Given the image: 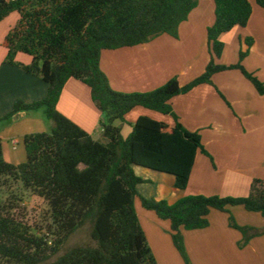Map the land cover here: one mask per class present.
<instances>
[{
  "label": "trees",
  "instance_id": "16d2710c",
  "mask_svg": "<svg viewBox=\"0 0 264 264\" xmlns=\"http://www.w3.org/2000/svg\"><path fill=\"white\" fill-rule=\"evenodd\" d=\"M199 0H0V21L17 11L20 18L7 33L6 63L41 77L47 84L45 98L32 102L17 99L13 109L0 118L9 120L24 111L44 108L52 120L51 131L24 136L27 160L13 164L3 156L0 137V187L6 180L20 182L44 198L50 207L48 233L32 231L24 207L15 195L0 202V264H158L140 222L136 201L171 223L175 247L186 264H192L183 230L209 226L211 210L230 213V225L243 233L240 246L264 233V228L241 226L230 208L243 206L264 216V180L256 178L248 196L187 195L175 203L147 198L138 185L151 182L139 176L135 166L172 174L175 186L188 187L197 154L212 155L199 131L187 129L170 100L203 83L215 73L240 70L264 95V81L243 64L253 45L244 38L236 64L221 65L215 59L224 51L223 33L246 26L253 4L264 0H214L215 21L208 27L212 55L205 72L188 84L177 77L148 92L114 90L101 68V53L147 43L169 34L179 37V26L188 20ZM19 53L32 57L29 64L17 60ZM216 56V57H215ZM71 78L90 87L102 117L93 136L57 109L61 93ZM143 106L171 114L175 124L140 116L124 137L116 121ZM90 227L91 241L61 247L79 230Z\"/></svg>",
  "mask_w": 264,
  "mask_h": 264
},
{
  "label": "crops",
  "instance_id": "0c3cea01",
  "mask_svg": "<svg viewBox=\"0 0 264 264\" xmlns=\"http://www.w3.org/2000/svg\"><path fill=\"white\" fill-rule=\"evenodd\" d=\"M214 0H199L188 20L179 26V37L163 34L136 46L106 49L101 53V68L111 87L120 92L152 91L177 77L181 85L202 75L212 55L208 27L215 21ZM20 18L17 11L0 21V118L9 113L17 99L37 101L47 95L48 84L39 76L6 63L4 40ZM233 33L232 35H230ZM253 38L245 67L264 81V8L253 4L246 26H236L223 33L220 39ZM238 52L239 45L225 43L218 59L229 64L228 48ZM241 49V45H240ZM237 59V58H236ZM17 60L29 64L32 57L19 53ZM181 123L191 131H199L205 148L213 157L197 154L188 187L175 186V176L144 166H135L136 173L151 182L138 185L141 195L175 203L187 195H247L254 179L264 180V95L238 69L217 72L212 83H203L187 93L170 100ZM57 109L87 132L99 137L96 131L101 110L91 97V89L71 78L65 84ZM39 110L17 113L9 120H0L3 156L13 164L23 163L21 138L46 130L45 118ZM140 116L175 124L171 114L137 106L126 115V122L116 121L124 137L132 132ZM24 143V141H23ZM139 200V199H138ZM140 222L158 264H186L174 245L171 223L154 211L136 203ZM241 226L264 228V216L247 211L243 206L230 208ZM263 217H262V216ZM230 213L211 210L209 226L183 230L185 246L192 264H264V233L256 235L243 247V233L230 225Z\"/></svg>",
  "mask_w": 264,
  "mask_h": 264
},
{
  "label": "rangeland",
  "instance_id": "374dc122",
  "mask_svg": "<svg viewBox=\"0 0 264 264\" xmlns=\"http://www.w3.org/2000/svg\"><path fill=\"white\" fill-rule=\"evenodd\" d=\"M232 34L233 33H231L230 35H232ZM230 41H231V44H234V45L238 44L239 45L238 52H237V50L236 51L234 50V47H232L231 49L228 48L227 56H229L228 60H230V63L229 64H221V65H232V64L238 63L240 60V51H241L240 45H241V48L246 47L244 44V38H241L240 40L236 39V41H235V40H233V38H231V36H229V38L223 42L228 43ZM249 54H250V52H249ZM249 54L244 58L243 64H244V61L246 60V58L249 56ZM220 57H216V59H215L217 64H220L218 62V59ZM40 109H41L39 111L40 115L43 117V119L45 118L46 130L51 131L53 122H52V120H49L46 117L45 112H44V108H40ZM23 141L24 140L22 137L20 145L24 149L25 159L23 162H25L27 160V154H26V150H25ZM12 195H15L18 199H20L19 203L25 209L26 220H27L29 226L31 227L32 231L36 234H39V235H42L43 233H46V232L48 233L47 228L49 227L50 222H51L50 207H49L48 202L44 198L33 193L30 189H26L22 185V183L14 182L11 179H9V180H6L5 184L0 187V202L6 203L7 200ZM230 196L238 197L236 195H230ZM240 196H243V195H240ZM245 196H248V194ZM136 203H138L139 206L141 205V201L138 199H137ZM90 241H91L90 227L86 226L85 228L79 230L77 233H75L73 236L70 237L69 241L61 247V249L59 251V255L63 254L68 248H70L72 246H75L78 244L89 243Z\"/></svg>",
  "mask_w": 264,
  "mask_h": 264
}]
</instances>
